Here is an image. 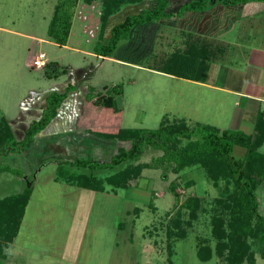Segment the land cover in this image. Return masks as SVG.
<instances>
[{
    "label": "rangeland",
    "instance_id": "1",
    "mask_svg": "<svg viewBox=\"0 0 264 264\" xmlns=\"http://www.w3.org/2000/svg\"><path fill=\"white\" fill-rule=\"evenodd\" d=\"M156 1L125 0L109 8V0H76L67 42L58 46L48 38L57 0H0V200L23 201L29 192L15 236L11 225L14 217L0 213V264H228L227 257L235 249L223 246L222 253H217L218 239L212 229L213 219L220 218V228L230 232L233 218L224 204L234 189L231 181L211 180L196 166L179 174L164 162L156 168L153 161L164 152L150 144L114 167L93 171L64 168L66 161L77 158L109 164L130 144L96 135L113 134L118 128L156 130L163 123L183 120L189 129L200 123L220 131L250 130L240 126L251 127L255 109H249L238 95L212 85L227 87L237 84L240 74L252 73L247 60L249 48L264 50V0H249L246 6L252 7H247L246 14V9L239 13L242 7L216 2L209 13L182 12L164 19L158 23L161 31L150 54L137 61L141 49L136 44L124 52L138 63L118 60L127 39L110 58L97 56V46L108 43L115 25L129 15L152 10ZM189 1L193 0H170L167 12L176 13ZM214 1L220 0L209 2ZM193 22L199 29L205 25L216 33L210 37L193 34ZM186 44L196 51L208 48L205 64H211V69L206 84L160 73L159 68L171 54L181 56ZM196 54H187L186 64L197 59ZM180 67L178 63L182 73L188 65ZM68 84L72 94L40 133L49 136L35 140L27 152V172L18 164L28 160L25 152L21 156L6 153L8 133L20 141L31 121L40 119L47 98L61 94ZM115 86L121 91L118 96ZM105 92L114 97V110L119 111L85 100L87 93ZM58 136L69 143L68 152L59 148L65 145L58 142ZM260 152L264 154V145ZM4 153L8 156L3 157ZM241 153L233 151L236 158ZM134 168L141 169L139 176L132 174L126 187L117 189L106 183L104 192L81 190L77 181L67 178L91 173L106 179ZM171 181L176 183L177 199L168 188ZM255 194L264 217V181ZM187 197L199 200L195 220L187 209L177 208ZM168 231H183L185 237L171 240ZM245 242L254 264H264V245L250 237ZM201 246L213 252L208 261L197 257Z\"/></svg>",
    "mask_w": 264,
    "mask_h": 264
},
{
    "label": "trees",
    "instance_id": "2",
    "mask_svg": "<svg viewBox=\"0 0 264 264\" xmlns=\"http://www.w3.org/2000/svg\"><path fill=\"white\" fill-rule=\"evenodd\" d=\"M109 1V8H112L119 6L125 0ZM209 1L212 0H193L183 3L180 9L172 14L167 12L171 4L170 0H157L152 10L129 15L120 24L115 25L111 30L108 43L97 46L96 54L100 57L110 58L112 53L122 44V41L127 39V46L123 48L120 53V59L118 60L138 63L134 61L135 58L131 60L126 55H123L125 54L124 52L129 50L133 44H136L141 49V55L138 53L137 61L140 60L139 57L150 54L157 33L161 31V24L158 23H161L162 20L178 17L182 12L185 14L209 13V9L216 2H222L223 5L229 7H247L246 5L250 4L248 2L249 0ZM75 5L76 0H57L51 21V28L48 30V38L58 46H64L67 42ZM205 28L209 30L208 33L205 30L209 36H214L216 33V29H210L207 26ZM187 46V51L182 50L184 52L181 53V56H179V53L173 52L171 57L164 63V66L159 68V71L185 80L203 81L208 70V64H205L206 54L209 55L205 49L208 48L203 47L201 51H196L193 46H189V44ZM189 51L192 56L198 52L199 59H191L186 64V56L189 54ZM182 54H185V57ZM212 56L214 57L213 54ZM178 63L179 67L188 65V68L184 70L185 72H179ZM70 86L71 84H68L61 94L54 93L47 98V106L42 111L40 119L38 121H31L25 135L20 141H15L12 134L7 132L9 142L6 153L20 155L28 150L30 145L39 138L40 133L55 118L62 102L72 94L73 91L69 88ZM114 88L115 96L120 95L121 91L116 89V86ZM85 100L88 102L92 101L94 105L107 110L119 111L114 110V97L109 95L108 92L97 94L87 93ZM0 136L3 138L1 133ZM96 136L119 142H127L130 144V147L128 149L121 148L119 153L112 157V161L107 165L97 160L77 158L74 161H66L64 168L76 166L78 168H88L90 171H93L108 166L114 167L138 155L144 146L150 144L152 147L159 148L164 152L157 159H154L153 162L156 168L162 167L161 163L164 162L168 164V167H170L173 173L179 174L185 168L196 166L201 167L211 180L216 181L218 178H225V180L231 181L234 189L228 194V202H225L224 207L229 209L233 222L229 224L230 232L226 233L220 228L221 219H213L214 226L212 232H214L218 239V249H216V252L219 254L222 253L223 246L232 247L235 249V252L231 253L230 251L227 257L228 264H243L245 261L247 264L255 263L253 255L249 250V245L245 242V238L257 239L264 245V217L259 213L258 201L255 194L258 187L264 181V154L260 152V148L264 145V109L257 114L254 132L249 135L241 131L228 129L220 131L211 125L200 123H196L192 129H189L184 121L181 120L175 124L165 125L163 123L156 130L118 128L113 134H97ZM182 140H186L187 143L182 145ZM235 149L242 151L238 158L233 155ZM60 167H63V165ZM140 171L141 169H127L126 171L115 173L106 179H98L91 173L89 175L70 174V177L68 176L67 178L68 180L74 179L77 181L76 186L82 190L104 192L106 183L114 185L117 189L126 187L127 182L132 178V174L137 172L135 175V178H137ZM168 188L175 195V199H177L178 195L175 193L177 189L176 183L171 181ZM28 195L29 192L24 195L25 200L23 199V201L18 199L17 202H11V198L0 200V213L3 212L4 217H9L11 213V216L14 217L13 219L15 221L11 224L13 226L14 236L17 233L18 221L23 216ZM7 200L11 204L6 205ZM218 202L221 203L219 200ZM177 208L179 210L187 209L191 220H195L199 209V200L196 197H187L184 203H180ZM252 220H254L253 225L251 224ZM167 235L171 240H174L176 237H185L183 231H168ZM212 256L213 252L207 246H201L197 251V257L201 261H208Z\"/></svg>",
    "mask_w": 264,
    "mask_h": 264
},
{
    "label": "crops",
    "instance_id": "3",
    "mask_svg": "<svg viewBox=\"0 0 264 264\" xmlns=\"http://www.w3.org/2000/svg\"><path fill=\"white\" fill-rule=\"evenodd\" d=\"M247 7H250L251 8L252 6H247ZM247 7L239 8L238 9L239 13L242 12L243 9H246V11H245V14H246L247 13ZM243 16L245 17V15H243ZM195 24L196 23L192 24L191 27L194 26L193 28H196L198 30H195L194 29V33L193 34H200V35H203V37L209 36V35H207L206 32H204L207 29V28H205L206 26L204 27V29H203V27H202V29H199L200 27L196 26ZM193 28L191 30H193ZM200 32H202L203 34L200 33ZM184 37L188 38V36H186V35H184ZM187 49H188V46L186 44L182 48V50H184V51L186 50L187 51ZM189 53H190V51H189ZM118 59H120V58H118ZM247 60H248V64H249V65L248 64L247 65L250 66L249 68L252 69L251 70L252 73L248 74L247 76L244 75V74H240L241 75L240 76L241 77V80L239 79L237 81V84H231V85H229L227 87H225L221 83L220 84H213L212 85V88L215 87L217 89L225 90V91L230 92L232 94H236V95H238L241 98V102L243 101V99H245V102H246L245 105H248V108L249 109H255V112L252 113V116L254 115V119L253 120L250 119L251 122H252L251 127L250 126H240V128H243L244 131H246L245 128L250 129L249 131H246L247 133H245V134H248L249 135V134H252L253 131H254V123H255L254 121H255V118L257 117V114L264 109V50L259 49V48H255V47L254 48L253 47L252 48H249L248 55H247ZM119 61H121V60H119ZM210 69H211V64L208 65V70H207V72L205 74V77H204V80L203 81H200V82L192 81V80H189V81L194 82V83H197V84L198 83H200V84L201 83L202 84H206L207 83V80H208V74L210 72ZM161 74H164V75H168V76L177 78V77L172 76L170 74H165V73H161ZM243 109H244V112H245V108H243ZM243 116H244V114H243ZM243 116H240V117L241 118H244ZM244 123H245V120H244ZM238 125H239V122H238ZM237 131H241V130L238 129ZM241 132H243V131H241ZM59 135L62 136V133L59 134ZM47 136H49V135L43 134V135H40L39 138H41V140H43V139L46 140L47 139ZM61 136H58V138L60 139L58 142L60 144L63 143V145H65V147L62 146V147H59V148L61 150H64V152L65 151L68 152L69 151V148H68L69 143H66L65 140L63 141V139L61 138ZM34 143H36V142H34ZM31 146H32V144L30 145V147L28 148V150L24 153V156H27L28 157V160L25 159V163L24 164L18 163L19 166H21L23 168V170L26 169V171H27V167H28V165H27L26 162H28L30 160L29 159V155H28L27 152L31 149ZM63 148H65V149H63ZM2 156L3 157H7L8 155L7 154H3ZM20 156H21V154H20ZM12 158L10 160H12ZM15 165H17V164H15ZM27 172H29V171H27ZM77 188H79V187H77ZM258 210H259V203H258Z\"/></svg>",
    "mask_w": 264,
    "mask_h": 264
}]
</instances>
